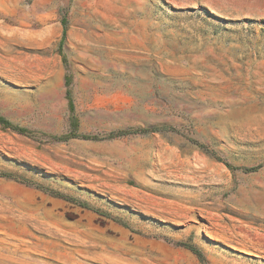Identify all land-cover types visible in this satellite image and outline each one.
<instances>
[{
  "label": "rangeland",
  "instance_id": "374dc122",
  "mask_svg": "<svg viewBox=\"0 0 264 264\" xmlns=\"http://www.w3.org/2000/svg\"><path fill=\"white\" fill-rule=\"evenodd\" d=\"M0 115V264H264V0H0Z\"/></svg>",
  "mask_w": 264,
  "mask_h": 264
},
{
  "label": "trees",
  "instance_id": "16d2710c",
  "mask_svg": "<svg viewBox=\"0 0 264 264\" xmlns=\"http://www.w3.org/2000/svg\"><path fill=\"white\" fill-rule=\"evenodd\" d=\"M60 22L62 24V32H61L60 40L58 42V50H59V53L62 54V60L65 62V56L62 53V44H63V40H64V37H65V34H66V23H67V20H66L65 16H63L61 18ZM70 83H71V76L69 74H65V77H64V85L66 87L65 97L67 98L68 110L70 112V131H69L68 135H66V136H61V137L55 136V137H53L54 140H63L65 138H67L68 136H77L78 135V133H77V119H76V117L73 114L74 105H73V101H72V97H71V93H70V89H69ZM0 125L3 128H9V129H12V130H16V131H18L20 133L27 132V130L25 128L13 124L12 122H10L8 119H6L2 115H0ZM165 128H167V127H165ZM157 130H159V129H157V128H152V129H129V130L118 131L116 133V135H124V134H127V133H136V132H143L144 133V132H148V131H157ZM199 146L203 147V145H201V144H199ZM257 167L258 166L250 167L249 170H255ZM190 250H192L195 254H197L198 257L200 256L199 251H196L193 248H190Z\"/></svg>",
  "mask_w": 264,
  "mask_h": 264
},
{
  "label": "bare ground",
  "instance_id": "6f19581e",
  "mask_svg": "<svg viewBox=\"0 0 264 264\" xmlns=\"http://www.w3.org/2000/svg\"><path fill=\"white\" fill-rule=\"evenodd\" d=\"M158 155H159V154H158ZM165 155H166V153H165ZM157 158H158V157H157ZM176 160H177V159H176ZM176 160H175V161H176ZM158 163H159V162H158ZM177 164H178V163H177ZM193 166H194V165H193Z\"/></svg>",
  "mask_w": 264,
  "mask_h": 264
}]
</instances>
